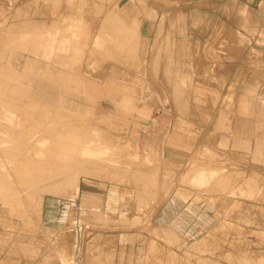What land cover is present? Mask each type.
I'll list each match as a JSON object with an SVG mask.
<instances>
[{
	"label": "crops",
	"instance_id": "obj_1",
	"mask_svg": "<svg viewBox=\"0 0 264 264\" xmlns=\"http://www.w3.org/2000/svg\"><path fill=\"white\" fill-rule=\"evenodd\" d=\"M0 64L36 71L42 85L65 86L80 100L103 105L107 125L127 136L152 126L155 107L167 99L170 107L155 128L159 168L171 175L192 167L214 173V163L198 159L209 149L218 169L232 175L219 179L217 190L155 194L152 228L186 244L195 232L220 234L225 223L239 230L234 243L240 244L264 229V202L247 199L256 197L257 182L264 188V0H0ZM74 182L71 202L82 195L104 199L98 187L82 194L79 179ZM119 197L129 196L112 190L107 211ZM36 226L33 242L58 241L61 264H77L66 241L81 239V223ZM39 250L46 255L49 247ZM11 261L16 253L4 259Z\"/></svg>",
	"mask_w": 264,
	"mask_h": 264
},
{
	"label": "rangeland",
	"instance_id": "obj_2",
	"mask_svg": "<svg viewBox=\"0 0 264 264\" xmlns=\"http://www.w3.org/2000/svg\"><path fill=\"white\" fill-rule=\"evenodd\" d=\"M37 73L0 64V264H61L55 252L58 241L32 240L37 232L33 227L44 221L81 223V239L66 241L77 264H125L124 258L127 264H264V229L250 232L248 244H240L234 243V237L241 236L239 230L225 223L228 227L220 234L195 232L186 244L168 230L152 228L159 206L155 194L169 195L172 190L180 194L187 188L217 190L219 179L232 175L228 167L218 169L217 155L209 149L201 150L198 159L214 163V173L206 170L202 183L189 179L202 168L175 175L159 168L153 149L159 140L155 128L170 107L167 99L155 107L152 126L136 127L127 136L107 125L100 113L103 105L96 108L65 86L42 85ZM69 137L74 140L68 144L78 147L73 154L79 160L62 164L66 159L57 156L56 144ZM90 143L94 150L108 153L80 159V147ZM75 178L82 194L98 187L104 199L82 195L76 204L71 202ZM254 187L256 197L252 193L247 199L264 202V188L259 182ZM112 190L129 197L117 198L114 210L107 211ZM239 196L246 197L241 192ZM56 201L63 203L61 207ZM218 235L230 240L219 241ZM42 244L49 247L46 255L39 250ZM127 245L140 254L128 256ZM11 252L17 261L4 262Z\"/></svg>",
	"mask_w": 264,
	"mask_h": 264
},
{
	"label": "bare ground",
	"instance_id": "obj_3",
	"mask_svg": "<svg viewBox=\"0 0 264 264\" xmlns=\"http://www.w3.org/2000/svg\"><path fill=\"white\" fill-rule=\"evenodd\" d=\"M72 140H74V139L69 137V138H66L63 141H59L58 144H56L57 145L56 149L59 150V152L57 153V156L59 158L64 157L66 159V160H63L64 163L61 162L62 164L71 163V162H74V161L78 162V160H79L73 154L75 152V150L78 148L77 145L74 146V145H69L68 144ZM76 141H78V140L76 139ZM79 153H80V159L88 160V159H90L92 157H97L99 155H103V154L108 153V152L105 151V150H102V151L94 150L93 149V145L90 143V144H86V145L80 147ZM203 179H205L204 174L203 173H199L194 178V181H197L198 183H202Z\"/></svg>",
	"mask_w": 264,
	"mask_h": 264
}]
</instances>
